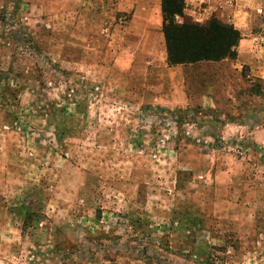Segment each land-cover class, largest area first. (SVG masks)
<instances>
[{
  "label": "rangeland",
  "instance_id": "rangeland-1",
  "mask_svg": "<svg viewBox=\"0 0 264 264\" xmlns=\"http://www.w3.org/2000/svg\"><path fill=\"white\" fill-rule=\"evenodd\" d=\"M220 1L189 5L185 18L232 26L236 12L249 13L253 35L264 38V0ZM91 2L100 14L101 0ZM115 2L107 3L113 29ZM47 3L52 15L68 8ZM32 13L27 31L2 25L9 45L0 49V264H264V164L244 162L243 179L232 183L239 192L230 196L258 202V210H220L214 171L196 174L190 163L208 168L213 145L215 163L222 162L216 138L202 142V130H217L221 120L198 105L173 113L123 99L115 70L67 63L74 58L69 12L52 20ZM54 27L62 34L52 35ZM235 65L188 66V93L198 97L224 71L228 89L261 91L259 80L249 88L250 69ZM135 72L142 77L140 67ZM239 102V116L227 120L244 119L248 103ZM256 186L258 196L249 191ZM26 210L41 220L26 228Z\"/></svg>",
  "mask_w": 264,
  "mask_h": 264
},
{
  "label": "crops",
  "instance_id": "crops-1",
  "mask_svg": "<svg viewBox=\"0 0 264 264\" xmlns=\"http://www.w3.org/2000/svg\"><path fill=\"white\" fill-rule=\"evenodd\" d=\"M7 1L0 0V11L4 13L3 18H0V49L2 45L5 49L9 45V43L1 42V37L6 34L5 25L15 27L19 24V26L21 25L20 28L27 31L28 25L35 17L32 11H37L36 17L40 16V20L44 17H50L52 20L58 18L62 11H67L69 12L67 51L70 54L74 53V58L69 55L70 58L66 60L69 65L76 67L82 65L98 68L102 71L103 69H109L108 72L115 70L119 78L117 86L120 90V96L123 99L131 97L132 100H137L136 103L138 102V104L136 105L146 106L152 110L159 108L165 110V112L173 113L194 108V105H198L197 107L200 110L211 112L213 118L220 119V126L217 130H214L211 126L202 130L206 135V139L202 142H213V139L216 138L218 145L224 147L218 153L222 158V162L215 163V152L218 148L213 145V159L212 163H208V168L190 163L191 168L196 174L202 172L207 174L209 168L210 173L214 171L213 179H215V187H217L215 189L218 192L216 204L220 205V210L224 205L236 209H244L242 205L244 207L249 205L253 210H258V202L243 204L237 197L231 199L230 196H232V193L239 192L237 188L232 186V183L234 184V181L243 179V175L239 170L244 162L251 164V167L256 165V161L264 164V111H259L255 107L264 104V87L256 95L248 93V88L244 87L245 91L243 93L245 95H242L239 91L241 90L240 87H232V85L229 89L225 87L227 84L226 77L229 74L224 71V73L218 75L219 82L207 84L204 92L198 94V97L197 95L190 96L186 84L188 66L171 67L167 62L161 0H137L135 5H131L129 0H116L115 3L118 9L116 11L115 29H113L114 24L106 22L109 0H101L100 14L94 13L91 0H49L57 2L58 6L68 4L67 9H62L54 15L47 11L49 10L48 7L51 9L54 7L47 3V0H16L17 4L12 1L8 4ZM126 2L130 5L129 8H126ZM202 2L217 3L221 1L185 0L188 14L192 15L193 13L188 10L189 5L197 6ZM243 13L236 12L231 20V24L242 36L237 47L235 66L250 69V78L254 80L250 81L249 88H252V82L257 80L263 86L264 38L253 35V24L249 20L250 14L246 13L249 14V17H245L246 14ZM127 14H129L128 18L126 17ZM122 19L127 21V26H123L122 23L119 24L118 21ZM25 20H29V22L27 23ZM2 25L4 26L2 27ZM56 28H51V34L54 36L62 34L57 33ZM123 32L124 35L121 36L120 33ZM82 53L84 54L78 58L77 56ZM228 62L229 60H224L205 64L225 67ZM138 66L142 76L140 78L135 72L139 68ZM192 66L194 65H190V67ZM104 72H107V70ZM192 81L191 83L198 86L199 84L203 85V80L201 81L198 77L192 78ZM240 100L248 103V111L245 109L243 111L245 113L244 119L239 122L227 120L229 116H239V112H241ZM240 150L246 152L243 154ZM234 151H237L241 156H235ZM256 154L257 156H255ZM202 156L205 158L207 155ZM200 160V157H198L194 162L200 163ZM257 188V186L250 187V194L258 196L259 190ZM221 197H224V199Z\"/></svg>",
  "mask_w": 264,
  "mask_h": 264
},
{
  "label": "trees",
  "instance_id": "trees-1",
  "mask_svg": "<svg viewBox=\"0 0 264 264\" xmlns=\"http://www.w3.org/2000/svg\"><path fill=\"white\" fill-rule=\"evenodd\" d=\"M161 1L169 66H190L237 59V47L242 36L233 25H226L218 19H212L205 25L195 23L185 18V0ZM12 2L16 3V0ZM177 18H183V21L179 22ZM40 220V215L26 210V228Z\"/></svg>",
  "mask_w": 264,
  "mask_h": 264
}]
</instances>
